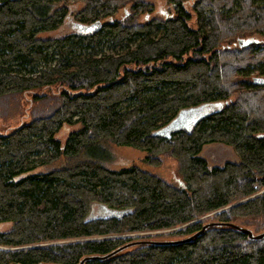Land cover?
Listing matches in <instances>:
<instances>
[{"label": "trees", "instance_id": "1", "mask_svg": "<svg viewBox=\"0 0 264 264\" xmlns=\"http://www.w3.org/2000/svg\"><path fill=\"white\" fill-rule=\"evenodd\" d=\"M70 1L0 0V107L35 92L28 122L0 133V264H79L212 221L264 231V0H166L163 18L142 17L144 0H76L77 23L100 28L41 37L67 21ZM199 108L209 110L190 129L164 133ZM64 126L76 129L62 143ZM214 143L238 161L208 165L200 154ZM112 146L154 167L171 158L181 185L105 166ZM96 207L122 214L91 218ZM84 264H264V239L210 227Z\"/></svg>", "mask_w": 264, "mask_h": 264}, {"label": "rangeland", "instance_id": "2", "mask_svg": "<svg viewBox=\"0 0 264 264\" xmlns=\"http://www.w3.org/2000/svg\"><path fill=\"white\" fill-rule=\"evenodd\" d=\"M148 5L147 8L151 9L149 13H144L142 15H149L150 18H163L172 12L171 7L167 4L166 0H144ZM84 3L82 1L71 0L68 4L69 9V18L64 24L57 30L42 34L41 37H51V38H59L69 32L77 31L76 26L77 20L74 16L83 8ZM131 3L128 6L122 7L117 11L114 15L115 19L121 18L125 14H129L131 12ZM254 77H257L256 73H253ZM261 77V76H260ZM57 89L52 88L50 90L44 89L41 92L51 93L55 92ZM35 92H28L16 97V99H10L8 102H2L0 107V112L2 117L0 118V133H7L18 125L22 123L28 122L31 115V110L34 106L33 96ZM198 110L200 114L206 113L209 109L208 108H199L194 109L193 111ZM76 129L75 126H64L57 134V140L64 143L68 134ZM164 133H168L165 129ZM111 150L113 152V157L104 163L105 166L111 169H122L128 168L132 165L137 166L141 169L147 170L153 174H156L166 180L167 182L175 185H181V181L177 176L176 172V162L173 161L171 158L163 157L162 164L158 167H154L151 165H147L144 162L146 157V152L136 150L130 147H116L112 146ZM205 160L207 161L208 165L210 166H221L226 162H237V156L232 151V149L228 146H225L220 143L209 144L203 147L201 154ZM111 213L106 211L103 208L96 207L91 215V218L96 217H108ZM211 216V215H210ZM208 216V218L210 217ZM258 224V225H257ZM262 223L257 222L251 228V230L256 231L255 228L257 226H261ZM9 229V225L2 224L0 225V231H7Z\"/></svg>", "mask_w": 264, "mask_h": 264}, {"label": "water", "instance_id": "3", "mask_svg": "<svg viewBox=\"0 0 264 264\" xmlns=\"http://www.w3.org/2000/svg\"><path fill=\"white\" fill-rule=\"evenodd\" d=\"M77 32L80 34H87L90 32H93L95 30H98L101 26V22L100 21H96L94 24L90 25V26H84L81 24H77L75 25ZM251 42V40L249 39H243V40H239V45L241 46H245L247 44H249ZM254 84H259V83H263L262 80L255 78L253 80ZM201 117V114L198 110L195 111H182L177 118H175V120H173L168 127L166 128V130L169 132L172 131H176V130H187L190 129L191 126L193 124H195V122ZM165 133V134H168ZM111 214L109 216L112 215H120L122 214L121 212H115V211H108ZM210 227H227V228H232L236 231H239L243 234H245L247 236V238L250 241H260L264 239V231L254 234L251 230L247 229V228H243L238 224H234V223H221V222H207L205 223L201 230L199 232H197L196 234L189 236L187 238L184 239H179V240H149V239H135L132 240L130 242H127L126 244L118 247L117 249L113 250L112 252L103 255V256H92V257H85L83 258L79 264H84L86 261L89 260H99V261H104L109 259L110 257L117 255L129 248L132 247H136V246H166V245H177V244H183L186 242H189L191 240H193L195 237L200 236L206 229L210 228Z\"/></svg>", "mask_w": 264, "mask_h": 264}]
</instances>
